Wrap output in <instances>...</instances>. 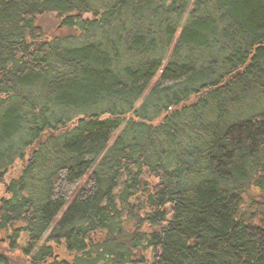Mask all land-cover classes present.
I'll list each match as a JSON object with an SVG mask.
<instances>
[{
  "label": "trees",
  "instance_id": "1",
  "mask_svg": "<svg viewBox=\"0 0 264 264\" xmlns=\"http://www.w3.org/2000/svg\"><path fill=\"white\" fill-rule=\"evenodd\" d=\"M3 180L25 264H264V0H0Z\"/></svg>",
  "mask_w": 264,
  "mask_h": 264
},
{
  "label": "flooded vegetation",
  "instance_id": "2",
  "mask_svg": "<svg viewBox=\"0 0 264 264\" xmlns=\"http://www.w3.org/2000/svg\"><path fill=\"white\" fill-rule=\"evenodd\" d=\"M50 132H49V137H50ZM54 136V134L52 135ZM31 154H28L27 155V162L26 164L24 163L25 161H23V163H21L24 167H26L28 164H29V161H31ZM5 180L3 181H0V183L4 182ZM6 186V185H4ZM6 190H7V187H6ZM2 198V195H0V199ZM19 237V236H18ZM15 238L14 236V231L13 229H8V228H1L0 227V242H3L4 245H5V248L3 250L0 251V264H19V262L21 261H18L16 260V257H19L21 256V251H19L18 249H15V250H12V241H14V244H17L18 246H24V236H22V238L20 237V239ZM35 253V250L33 249L31 254H30V257H32ZM13 254L17 255L16 257L13 256ZM50 256H54L56 257V255H54L53 253H51ZM28 257V258H30ZM27 258V262L30 261V259ZM46 264H50V262L48 261H44ZM24 264V262H23Z\"/></svg>",
  "mask_w": 264,
  "mask_h": 264
},
{
  "label": "rangeland",
  "instance_id": "3",
  "mask_svg": "<svg viewBox=\"0 0 264 264\" xmlns=\"http://www.w3.org/2000/svg\"><path fill=\"white\" fill-rule=\"evenodd\" d=\"M57 18L53 17V16H48L45 19H43V24L45 29L48 30H52L56 25H57ZM58 20V19H57ZM22 163V162H21ZM17 167V166H16ZM6 181L0 183V195L4 194V185H5ZM6 187V186H5ZM5 248V245L3 242H0V251L3 250ZM14 257H16L17 255L13 254ZM16 260H19V257H16ZM19 264H23V261L19 262ZM25 264V263H24Z\"/></svg>",
  "mask_w": 264,
  "mask_h": 264
}]
</instances>
